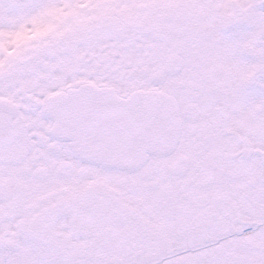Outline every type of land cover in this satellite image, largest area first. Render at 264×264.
Returning <instances> with one entry per match:
<instances>
[{
	"label": "snow or ice",
	"instance_id": "snow-or-ice-1",
	"mask_svg": "<svg viewBox=\"0 0 264 264\" xmlns=\"http://www.w3.org/2000/svg\"><path fill=\"white\" fill-rule=\"evenodd\" d=\"M0 264H264V0H0Z\"/></svg>",
	"mask_w": 264,
	"mask_h": 264
}]
</instances>
